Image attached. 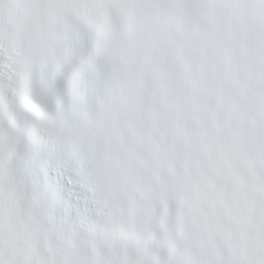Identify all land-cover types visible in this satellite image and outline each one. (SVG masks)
Instances as JSON below:
<instances>
[{"label":"snow or ice","instance_id":"1","mask_svg":"<svg viewBox=\"0 0 264 264\" xmlns=\"http://www.w3.org/2000/svg\"><path fill=\"white\" fill-rule=\"evenodd\" d=\"M0 264H264V0H0Z\"/></svg>","mask_w":264,"mask_h":264}]
</instances>
